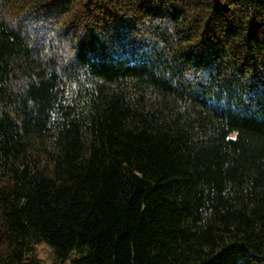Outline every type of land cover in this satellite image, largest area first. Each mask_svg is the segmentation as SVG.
Returning <instances> with one entry per match:
<instances>
[{
	"label": "trees",
	"instance_id": "1",
	"mask_svg": "<svg viewBox=\"0 0 264 264\" xmlns=\"http://www.w3.org/2000/svg\"><path fill=\"white\" fill-rule=\"evenodd\" d=\"M264 264V0H0V264Z\"/></svg>",
	"mask_w": 264,
	"mask_h": 264
},
{
	"label": "rangeland",
	"instance_id": "2",
	"mask_svg": "<svg viewBox=\"0 0 264 264\" xmlns=\"http://www.w3.org/2000/svg\"><path fill=\"white\" fill-rule=\"evenodd\" d=\"M34 257L39 260V264H55L53 262L52 249L48 244L40 245L36 249Z\"/></svg>",
	"mask_w": 264,
	"mask_h": 264
}]
</instances>
